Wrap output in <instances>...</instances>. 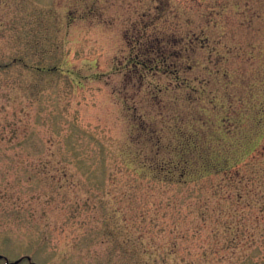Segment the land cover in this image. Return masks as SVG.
Here are the masks:
<instances>
[{
  "label": "rangeland",
  "instance_id": "rangeland-1",
  "mask_svg": "<svg viewBox=\"0 0 264 264\" xmlns=\"http://www.w3.org/2000/svg\"><path fill=\"white\" fill-rule=\"evenodd\" d=\"M263 144L264 0H0L9 262L264 264Z\"/></svg>",
  "mask_w": 264,
  "mask_h": 264
},
{
  "label": "trees",
  "instance_id": "trees-1",
  "mask_svg": "<svg viewBox=\"0 0 264 264\" xmlns=\"http://www.w3.org/2000/svg\"><path fill=\"white\" fill-rule=\"evenodd\" d=\"M262 160H263V163H262ZM262 165H264V144L259 150H256L252 154V156L250 157V159L247 162H245L241 166H239L233 170H232V168H227V169H224L222 171H217V174L223 175V177L227 180V183L230 185L231 189L235 186V189L239 190L240 187H244V183L252 180V176L255 177L253 180H256V178L261 175V172H262L261 166ZM263 177H264V174H263ZM168 183L172 184L175 182L173 180H171ZM177 183H179V182H177ZM238 192H239V194H238L237 198H238V200H241L243 198V194L240 193V191H238ZM259 214L264 216V209L262 211L260 210ZM222 227H223V229L220 230L221 226H220V228H218L217 225L212 226V227L209 226L207 228L208 229L207 232L209 231L211 234L213 233L214 235H229L230 236V230L232 229V227H230L229 225L222 226ZM173 228L175 229V232L178 231V226L175 227V225H174ZM240 230H242V229H240V227H238V231H240ZM188 232L189 231L187 230L185 233H182L181 231H180V233L179 232L178 233L181 234V236H183V235L186 236L188 234ZM263 234H264V230H263ZM231 240H233V239H231ZM229 243L233 245V244H236V241H230Z\"/></svg>",
  "mask_w": 264,
  "mask_h": 264
},
{
  "label": "water",
  "instance_id": "water-1",
  "mask_svg": "<svg viewBox=\"0 0 264 264\" xmlns=\"http://www.w3.org/2000/svg\"><path fill=\"white\" fill-rule=\"evenodd\" d=\"M2 258H3V257L0 256V259H2ZM5 260H6L7 264H19V263L21 262L22 259H19V260L15 261V262H8V260H7L6 258H5ZM27 260H28V261H31L30 257H27ZM32 264H35V263H32Z\"/></svg>",
  "mask_w": 264,
  "mask_h": 264
}]
</instances>
